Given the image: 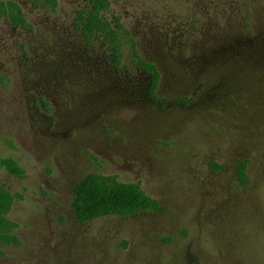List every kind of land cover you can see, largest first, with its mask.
I'll return each mask as SVG.
<instances>
[{
    "label": "rangeland",
    "instance_id": "1",
    "mask_svg": "<svg viewBox=\"0 0 264 264\" xmlns=\"http://www.w3.org/2000/svg\"><path fill=\"white\" fill-rule=\"evenodd\" d=\"M8 1L32 29L0 18V186L22 197L0 264H264V0H111L161 73L156 98L85 41L89 0ZM89 175L139 184L162 213L78 222Z\"/></svg>",
    "mask_w": 264,
    "mask_h": 264
},
{
    "label": "trees",
    "instance_id": "2",
    "mask_svg": "<svg viewBox=\"0 0 264 264\" xmlns=\"http://www.w3.org/2000/svg\"><path fill=\"white\" fill-rule=\"evenodd\" d=\"M89 1L90 7L79 15L77 22L85 41L89 45L102 41L116 67L124 66L126 60L138 66L150 76L151 95L156 98L161 83L158 67L141 55L138 42L124 25L122 17L112 13L111 0ZM33 3L36 7L51 12L58 8L57 0H33ZM0 18H7L15 28L32 29L24 11L15 2H0ZM2 164L16 176L22 177L25 174L13 160H5ZM248 165L249 162L242 163L236 173L238 181L244 185L250 181L247 174ZM212 168L217 171L225 170L217 164L212 165ZM21 198L0 186V246H21V241L15 233L18 225L9 218L15 201ZM162 211L161 203L149 196L139 184L121 183L112 177L89 175L75 190L73 212L78 222L83 224L105 217L132 218Z\"/></svg>",
    "mask_w": 264,
    "mask_h": 264
}]
</instances>
